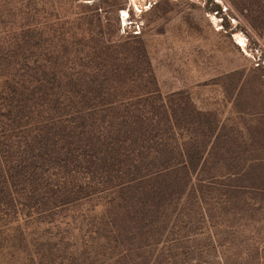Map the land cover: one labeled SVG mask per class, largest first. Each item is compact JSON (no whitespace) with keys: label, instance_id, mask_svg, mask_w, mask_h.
Instances as JSON below:
<instances>
[{"label":"trees","instance_id":"1","mask_svg":"<svg viewBox=\"0 0 264 264\" xmlns=\"http://www.w3.org/2000/svg\"><path fill=\"white\" fill-rule=\"evenodd\" d=\"M15 4L7 30L0 2L5 264L31 252L19 228L30 222L48 225L31 245L39 259L65 255L56 264H264V90L251 71L225 125L163 94L143 45L52 31L35 5ZM82 204L92 210L62 215Z\"/></svg>","mask_w":264,"mask_h":264},{"label":"rangeland","instance_id":"2","mask_svg":"<svg viewBox=\"0 0 264 264\" xmlns=\"http://www.w3.org/2000/svg\"><path fill=\"white\" fill-rule=\"evenodd\" d=\"M0 2L5 3L7 30L13 25L10 20L16 13L12 3H16V7L24 3L26 5L20 9L29 12L28 4L35 5L40 9L41 20L48 19L52 25V31L65 29L91 31L94 35L104 32L108 39L115 40L121 37L122 40L135 41L133 43L137 46L143 45L163 94L181 91L183 96L192 98L198 107L215 111L225 125H229L232 120L229 111L232 103L230 96L234 95L236 90H233V85L240 76V81L243 82L251 71L253 78L261 82L259 87L264 90V75L260 74L262 70L257 66L259 55L264 60L262 58L264 28L260 22L264 19L262 0H0ZM215 4L219 5V13L212 10ZM123 11L134 15L140 22L139 35L133 37L121 35L119 15ZM78 14H82L83 18L77 19ZM238 38L243 39V44ZM233 71L240 73L231 74ZM249 84L244 83L242 87L240 99L244 107L249 101L247 95L252 91ZM90 210L92 205L82 204L62 215L79 216ZM19 228L26 230V240L28 244L30 243L28 249L31 251L29 254L21 253L16 257L20 261L19 264H56L65 256L61 255L58 258L55 254L43 260L34 254V246L38 239L42 235H47L49 228L47 224L30 222L20 225ZM15 233L17 234V231ZM19 241L21 240L14 239V243ZM49 244L48 248L54 251L52 242ZM5 255V251L0 253V264L7 261ZM28 256L29 258H26Z\"/></svg>","mask_w":264,"mask_h":264},{"label":"built area","instance_id":"3","mask_svg":"<svg viewBox=\"0 0 264 264\" xmlns=\"http://www.w3.org/2000/svg\"><path fill=\"white\" fill-rule=\"evenodd\" d=\"M125 14H122V12L119 15V20H120V33L121 34H133V35H139L141 32V24L137 20V18L134 15L128 14L127 11H125ZM239 44V43H238ZM241 46V45H240ZM246 46V44H244ZM261 63L262 66L264 67V60L258 58L257 64Z\"/></svg>","mask_w":264,"mask_h":264},{"label":"bare ground","instance_id":"4","mask_svg":"<svg viewBox=\"0 0 264 264\" xmlns=\"http://www.w3.org/2000/svg\"><path fill=\"white\" fill-rule=\"evenodd\" d=\"M122 14H125L124 11L122 12ZM240 39V42H242L241 44H243V39L242 38H238Z\"/></svg>","mask_w":264,"mask_h":264}]
</instances>
